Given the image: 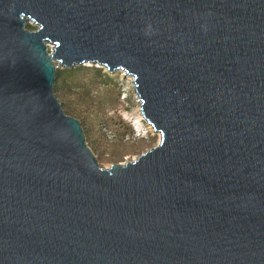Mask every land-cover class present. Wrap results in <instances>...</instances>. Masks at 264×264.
I'll return each mask as SVG.
<instances>
[{
  "label": "water",
  "instance_id": "1",
  "mask_svg": "<svg viewBox=\"0 0 264 264\" xmlns=\"http://www.w3.org/2000/svg\"><path fill=\"white\" fill-rule=\"evenodd\" d=\"M55 63L131 76L158 144L101 168ZM0 264H264V0H0Z\"/></svg>",
  "mask_w": 264,
  "mask_h": 264
},
{
  "label": "rangeland",
  "instance_id": "2",
  "mask_svg": "<svg viewBox=\"0 0 264 264\" xmlns=\"http://www.w3.org/2000/svg\"><path fill=\"white\" fill-rule=\"evenodd\" d=\"M25 28L34 31L37 25L28 21ZM56 67L54 94L65 114L80 122L101 168L130 162L158 144L159 134L142 118L131 76L89 64Z\"/></svg>",
  "mask_w": 264,
  "mask_h": 264
},
{
  "label": "bare ground",
  "instance_id": "3",
  "mask_svg": "<svg viewBox=\"0 0 264 264\" xmlns=\"http://www.w3.org/2000/svg\"><path fill=\"white\" fill-rule=\"evenodd\" d=\"M135 92L137 93V91H136V90H135ZM137 114H138V113H137ZM141 115H142V114H141ZM141 115H139V114H138V116H137V117H138V119H137V120H138V122H139V123H141V117H140ZM142 118H143V116H142Z\"/></svg>",
  "mask_w": 264,
  "mask_h": 264
}]
</instances>
